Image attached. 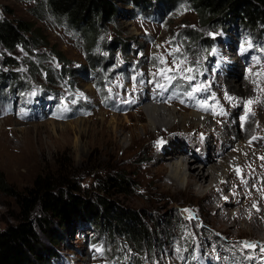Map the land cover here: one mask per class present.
I'll use <instances>...</instances> for the list:
<instances>
[{
	"label": "rangeland",
	"instance_id": "1",
	"mask_svg": "<svg viewBox=\"0 0 264 264\" xmlns=\"http://www.w3.org/2000/svg\"><path fill=\"white\" fill-rule=\"evenodd\" d=\"M120 5L124 11L101 29L89 44L82 32L54 18L44 0H0V20L28 21L36 37H30L27 47L0 50V70L17 72L25 81L24 88L17 87L13 93L5 91L6 85L0 91L3 94L0 97V180L12 190L23 192L36 176H49L60 187L75 186L78 195L92 199L96 186L107 175L117 172L130 180V187L121 196L111 191V201L152 218L151 229L157 240L153 255L147 254L142 246H132L122 240L116 242L114 248L125 254L127 260L130 254L136 256L132 252L136 250L142 257L145 255L142 264L264 263V259L246 258L264 257L258 248L241 250L239 246L243 240L264 243V227L256 236H251L229 226L228 222L213 221L212 213L206 209L207 202L196 194L182 193L177 199H168L165 195L159 196L154 188H144V169L167 162L161 163L165 159L152 157L153 144L148 145V139L139 142L135 149L124 151L131 129L145 123L142 109L135 110L141 105L139 93L146 91V84L158 79L160 84L168 85L156 73L165 67L175 69L174 58L177 64L187 59L181 67L194 69L191 73L195 76L193 84L208 86L207 91L198 92L191 98L186 95L191 90L188 82L174 71L168 73L177 75V79L171 83L175 97L169 96V99L173 102L166 106L180 112L194 108L211 116V130L192 124L189 135H194L190 137L194 142L203 140L211 144L212 132L222 130L223 125L229 123L224 109H229L231 104L225 98V93L229 95V92L223 81L236 79L234 84L249 85L246 100L251 97L259 100L251 105L254 119L262 112L264 104V92L261 91L264 76L256 75L264 71V51H261L264 45L252 44L248 52L241 54V46L248 47V37L239 35L232 28L207 25L188 0H172L158 17H148L130 6ZM119 42L127 44V49H120ZM176 48L179 52L173 56ZM125 51L128 55L124 56ZM158 57L166 63L162 64ZM228 57L235 58L231 67H227ZM253 57L259 58L260 63L257 64ZM257 79L259 84H254ZM102 97L113 99V107ZM205 98L215 109L206 111L200 107L198 102ZM73 100L76 103L73 104ZM221 107L225 115H219ZM243 107L239 106V109ZM238 114L235 113L237 118ZM262 114L264 119V111ZM180 130L174 129L170 136L175 138L182 134L185 138ZM204 135L206 137H202ZM172 145L177 146L175 142ZM254 147H249L248 157L242 156L227 177L234 180L237 196L229 193L231 189L224 188V183L218 190L229 196L227 208L236 209L239 203H244L242 214L251 209H256V213L257 208L264 210V160L260 159L264 156V147ZM100 149L106 152L103 160L99 156ZM158 150L166 154L161 148ZM245 159L247 162L243 163ZM237 168L241 169L239 176ZM248 197L252 200L247 201ZM253 203L257 208L252 207ZM18 211L14 196L0 188V228L15 223ZM171 217H175L178 228L169 233ZM257 222L263 225L264 217L258 216ZM88 238L80 231L67 234V241L59 247L61 259L58 264H121L103 247L89 243ZM98 242L101 244L102 240ZM97 248L102 252L96 251ZM122 261L126 264L124 259Z\"/></svg>",
	"mask_w": 264,
	"mask_h": 264
},
{
	"label": "trees",
	"instance_id": "2",
	"mask_svg": "<svg viewBox=\"0 0 264 264\" xmlns=\"http://www.w3.org/2000/svg\"><path fill=\"white\" fill-rule=\"evenodd\" d=\"M44 1L54 18L82 32L88 43L92 44L101 29L124 11L120 4L130 6L148 17H158L172 0ZM188 1L207 25L232 28L239 35L248 37L252 44L264 45V0ZM33 31L28 21L1 19L0 50L14 51L17 46L27 47L30 37H35ZM119 43L120 49H127V44ZM127 53L125 51L123 55ZM89 60L93 62L92 58ZM94 65L93 68L98 67ZM24 82L17 72L0 70V91L6 85L5 91L13 93L17 87L24 88ZM102 98L110 101L107 103L113 107L114 100ZM129 187L130 180L117 172L107 175L96 186L92 199L78 195L75 186L60 187L49 176H36L32 185L23 192L12 190L0 180V188L14 196L19 208L17 221L0 228V264H58L61 259L59 247L67 241L66 235L73 230L80 231L84 238L89 237V243L106 249L107 254L121 264H124L122 259L126 264H142L145 255L142 257L141 252L132 251L136 256L130 254L127 260L125 254L114 248V244L122 240L132 246L144 247L149 255L155 251L157 240L151 229L153 219L111 201V191L121 196L127 193ZM169 220L172 221L169 229L171 233L177 230L178 225L175 217ZM100 239L101 244L98 242Z\"/></svg>",
	"mask_w": 264,
	"mask_h": 264
},
{
	"label": "bare ground",
	"instance_id": "3",
	"mask_svg": "<svg viewBox=\"0 0 264 264\" xmlns=\"http://www.w3.org/2000/svg\"><path fill=\"white\" fill-rule=\"evenodd\" d=\"M234 59V57H228L227 67H231L234 64ZM248 70H250V68H248ZM251 71H253V69ZM235 80L230 79L223 81V86L228 88L229 96L236 99L229 101L231 104L229 109H224L229 123L223 125V129L220 131H213L212 134L209 132V134L213 136L210 140L211 144L203 140L196 143L193 138H190L192 136L194 137V135H189V133H191L192 124L202 125L211 130V116L205 113V111L194 108L189 112H180L179 109H175V107L166 106L172 104L173 101L170 99L167 100L163 93L157 94L150 91V88L160 84V79L156 82H149L145 86L146 91L144 93H139L140 97H138L141 105L135 108V110L142 109L145 123L139 126L135 125V127L131 129L128 142L124 146V151H128L132 148L135 149L139 142L148 139L150 141L148 145L153 144L152 157L165 159L161 163H167L159 166L150 165L144 169V188H146V186L154 188V190L159 192V196L165 195L168 199H177L182 193L196 194L199 196V199L207 202L206 209L208 212L212 213L213 221L219 224L228 222L229 226L236 227L239 232H246L251 236H256L258 230L264 227V224L261 225L257 222L258 216L264 217V210L260 209L256 213V209H251L247 210L245 214H242L241 209H244V203H239L240 201L238 198H235L239 203L236 209H229L226 207L230 205V203L227 202L229 196L225 191L218 192L219 188H221L224 183V188H230L231 192L229 193H232V195L236 197V184L233 179H227L229 173L238 165L242 156L248 157L247 151L249 147H254L252 144H258L257 147H264V119L262 118L264 104H262L261 107L263 108L261 109L262 112L255 116L254 119L252 115H249L248 118L242 122L241 117L245 115V109L243 107V109L240 110L239 106H244L243 101L249 97V85H243V87H241L240 83L234 84ZM236 86L238 87L236 88ZM157 89L161 88L157 87ZM235 113H239V116L237 115L238 118ZM254 120H256V123H254ZM177 128L181 129L180 132L185 135V138H183L182 134H179L180 136L178 135V137L175 138L170 136L172 132H174L173 130H177ZM254 136L256 137L255 140L252 139ZM202 137L206 136L204 135ZM158 141H162V143L158 145ZM174 142L179 146H173L172 143ZM257 147L254 148L261 149ZM158 148L164 150L166 154L159 152ZM99 156L102 160L106 158L105 149H100ZM218 157H220V159L217 162L209 163L213 161V159H218ZM131 159L135 160L136 158L131 157ZM176 159H178V161H175ZM245 161L246 159L243 163H245ZM198 162L200 163L197 164ZM141 192L142 191L139 193ZM225 197H227V199H225ZM251 200V197H248L247 201ZM161 204H163V202Z\"/></svg>",
	"mask_w": 264,
	"mask_h": 264
},
{
	"label": "snow or ice",
	"instance_id": "4",
	"mask_svg": "<svg viewBox=\"0 0 264 264\" xmlns=\"http://www.w3.org/2000/svg\"><path fill=\"white\" fill-rule=\"evenodd\" d=\"M247 44H248V47L241 46V48H240L241 54L248 52V50L253 47L251 42H247ZM213 51H215V49ZM261 51H264V49H261ZM176 52H179V48L174 49L172 55L175 56ZM157 59H159L162 64L166 63V61H164L163 58L158 57ZM253 60L257 64L260 63V60L257 57H253ZM172 63L174 65H176L175 69L165 67L163 69H160L156 73V75L162 76L168 82V84H171L172 81L177 79V75H168V73L169 72H173V71L178 73L180 78H182L183 80L187 81L188 84H189V87L191 88L190 91L186 92V95L189 96V97H194L196 95V93L205 92V91L208 90V86L207 85H204V84H193L192 83V81L195 80V76L191 74V73L194 72L193 68H191V67L182 68L181 67V65H184V64L187 63V59L186 58L184 60H181L179 64H177V61L174 58ZM250 72H251V70H250ZM185 73H188V74L185 75ZM256 75L258 77L264 76V71L256 73ZM133 79H135V78H133ZM253 83L254 84L258 83V81L254 80ZM157 87L165 88L166 86L164 84H158ZM261 91L264 92V89H261ZM109 92H111V89H109ZM79 95L82 96L83 94L80 93ZM225 98L227 100H229V101H233V100L236 99V98H234L232 96L227 95V93H225ZM212 99L215 100V94H213ZM257 102H259L258 99L254 101L251 98L246 100V101H243V104H244V107H245V115L241 117V121L242 122L245 121L248 118L249 115H254V113L252 112V109H251V105L254 104V103H257ZM72 103L74 104V103H76V101L73 100ZM198 103L200 104V107H202L206 111L209 110V108H213V109L215 108L214 105H208L207 98H205L203 101H199ZM219 114L220 115H225L222 107H221V110H220ZM252 139L255 140L256 137L254 136ZM160 143H162V141H158L157 142L158 145ZM260 159L264 160V156L260 157ZM236 174L238 176L241 175V169L237 168L236 169ZM241 182L242 183H247V181H244V180H242ZM225 199H227V197H225ZM252 207L257 208V205L255 203H253ZM184 211H188V210L185 209ZM257 211H259V208H257ZM239 246H240L241 250H243V249H257L258 248L259 252L264 254V243H259L258 244V242H256V241L243 240V241L239 242ZM96 251L102 252V249L101 248H97ZM246 258L249 259V260H251V259H264V257H246Z\"/></svg>",
	"mask_w": 264,
	"mask_h": 264
}]
</instances>
